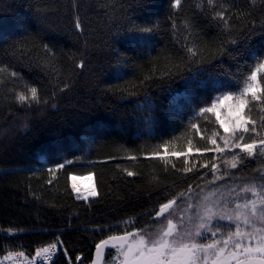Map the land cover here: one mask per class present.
I'll return each mask as SVG.
<instances>
[{
  "label": "trees",
  "instance_id": "1",
  "mask_svg": "<svg viewBox=\"0 0 264 264\" xmlns=\"http://www.w3.org/2000/svg\"><path fill=\"white\" fill-rule=\"evenodd\" d=\"M174 2L0 0V259L59 237L52 264H91L109 235L155 231L150 214L169 199L186 218L205 204L215 214L213 202L261 184L264 155L238 163L246 154L200 109L229 91L235 101L256 71L261 100L247 96L256 131L245 142L264 138V0ZM185 45H195L196 64ZM225 139L229 147L214 151ZM213 165L229 175L213 179ZM87 175L97 194L79 201L69 179ZM109 251L102 264L113 262Z\"/></svg>",
  "mask_w": 264,
  "mask_h": 264
},
{
  "label": "snow or ice",
  "instance_id": "2",
  "mask_svg": "<svg viewBox=\"0 0 264 264\" xmlns=\"http://www.w3.org/2000/svg\"><path fill=\"white\" fill-rule=\"evenodd\" d=\"M209 4L213 3V0H208ZM180 0H175L174 7H179ZM243 14V13H242ZM218 17L220 20L227 23L224 12L216 11L213 18ZM79 29L81 25L76 24ZM139 31L150 33L153 31L150 27L140 28ZM232 44H236L235 39L231 40ZM185 51L190 53L188 63L196 64L197 61L193 59L197 55L194 51L195 45H185ZM221 49H224V45H221ZM183 57L181 60L183 61ZM79 67H83L81 62ZM260 67H264V63H261ZM189 71H192L189 68ZM15 75V74H14ZM169 75H172L169 73ZM251 80H257V72L251 73ZM259 88L258 84H248L247 87L240 90L237 94L232 108L234 112L231 115V119L225 117L219 119L220 126L224 129L225 133H228L232 137L231 148L239 149L241 153H245L246 156H241L238 163H243L248 157H253L257 154L264 155V138L256 139L251 138L250 142H245L246 135L255 132V121L247 119V113L245 109L248 108L250 101L247 96L251 94L252 101L261 100V96L257 95L256 89ZM261 91H264L262 89ZM32 98L35 100L37 96L36 88H31ZM222 98H217V101H213L210 107L201 108L200 111L204 112H216L220 107V104L233 99V93L231 91L221 94ZM19 100L24 101L25 96L18 97ZM39 102V101H37ZM227 121V123H225ZM249 124L252 128H249ZM195 127V125H193ZM264 128V124L261 125ZM213 145H216V141H211ZM229 147V140H224V147L216 146L213 150L219 153H223L225 148ZM191 149V144H189ZM238 154L233 153L231 160L237 161ZM136 157H129V159H135ZM162 158V157H161ZM227 163V161H225ZM72 163V161H68ZM166 163V161H165ZM64 164H60L59 168H64ZM233 169L237 168V163H232ZM213 168V179H222L228 173H220L219 176L215 175L216 165ZM190 170V169H189ZM53 169H49L52 172ZM128 176H133L134 173L129 171ZM72 179V191L77 194V199L87 200L89 196H95L96 190L82 191L76 183V177ZM261 184L257 187L255 184L247 183L245 186L236 192V189H232V192H236L235 197L225 199L224 201L213 202V207H217L219 210L217 213H213L212 207L207 204L203 206L204 211H195L191 215L177 213L173 205H177V198L169 199L166 203H162L158 211L151 213L152 221L151 227L155 228V231H149L141 228L140 233L132 234L125 232L124 236L109 235L107 239H102L100 243L96 244L97 253L101 251L102 247L109 246V241L120 240V244H112L111 248L116 249V253L112 251L108 252L111 257L116 256L117 259L123 257V264H209L210 257L212 264H221V257L225 254L231 260H235L236 264H264V174H261ZM192 186L188 185V189L191 190ZM251 192L253 199H244L243 203L240 202L238 197L241 193ZM183 197V193L180 194ZM257 201L260 203V207H257ZM234 204V208H229ZM191 208L192 205H189ZM242 209V210H241ZM225 222V223H221ZM260 227H257V225ZM230 225H235L233 231ZM243 226V228H242ZM121 227L120 225L117 228ZM123 227L127 228V222L123 224ZM132 235L136 239L135 244L124 243L127 236ZM255 241V244H253ZM61 242L57 237L55 242L48 244L43 248L44 252H51L55 255L54 250ZM222 244V246H220ZM62 246V245H61ZM13 254L9 253L7 258H11ZM17 256H24V252H17ZM67 255V253H65ZM76 261L80 260L77 256ZM69 264H72L71 258H69Z\"/></svg>",
  "mask_w": 264,
  "mask_h": 264
},
{
  "label": "rangeland",
  "instance_id": "3",
  "mask_svg": "<svg viewBox=\"0 0 264 264\" xmlns=\"http://www.w3.org/2000/svg\"><path fill=\"white\" fill-rule=\"evenodd\" d=\"M257 76H258V72H257ZM253 83L256 84V81H252L251 78H250V82H249V84H253ZM234 103H235V101H234L233 99L230 100V101H226V102L220 104V107H219L218 110H217L216 112H214V113H215V114L218 116V118L221 119V120L224 119L225 117H228L229 119H231V115H232V113L234 112V109L232 108V105H234ZM225 123H227V121H225ZM87 176H88V175H87ZM91 176H92V175H91ZM72 177H73V176H72ZM75 177H77V176H75ZM85 177H86V176H83V177H77V178H85ZM70 179H71V177H70ZM70 179H69V184H70ZM92 180H93V187H94V189H95V186H94V178H93V176H92ZM84 181H85V179H84ZM76 183H77V186H78L81 190H83V187H82L83 185H82V183L79 182V181H76ZM85 184H89V182L86 181ZM70 186H71V185H70ZM70 188H71V187H70ZM85 190H91V188L88 187V188H86ZM71 191H72V188H71ZM72 193H73L74 197L76 198V197H77L76 193H74L73 191H72ZM95 196H96V195H95ZM95 196H89L87 200H85V199H77V198H76V199L79 200V201L87 202L89 199H93V198H95ZM134 234H136V233H134ZM8 235H10V236H14L15 234H14V233H9ZM136 239H138V236H136ZM136 239H134V237H133L132 235H129V236L126 237L124 243H132V244L134 245L135 242H136ZM120 243H121L120 240H117V241H109V246H111L112 244H120ZM109 246H107V247H102V249H101V251L99 252V254L97 253V249H95L94 256H93V261H92L91 264H102V260H103V258H104V253H105L106 249L109 248ZM55 250H56V249H55ZM115 251H116V249H115ZM231 262H232V260L229 259L227 256H222V257H221V264H230ZM111 264H123V257H120L119 259H117L116 256H114L113 262H112ZM210 264H212V262H211Z\"/></svg>",
  "mask_w": 264,
  "mask_h": 264
},
{
  "label": "built area",
  "instance_id": "4",
  "mask_svg": "<svg viewBox=\"0 0 264 264\" xmlns=\"http://www.w3.org/2000/svg\"><path fill=\"white\" fill-rule=\"evenodd\" d=\"M54 252L55 255L41 249L33 255L17 256L15 253L11 258L0 259V264H52L56 256V250Z\"/></svg>",
  "mask_w": 264,
  "mask_h": 264
},
{
  "label": "bare ground",
  "instance_id": "5",
  "mask_svg": "<svg viewBox=\"0 0 264 264\" xmlns=\"http://www.w3.org/2000/svg\"><path fill=\"white\" fill-rule=\"evenodd\" d=\"M84 179H85V181H84ZM76 181H79V182H81L82 183V187H83V190L82 191H86L85 189L86 188H88V187H90L91 189H93L94 187H93V180H92V176L91 175H88V176H86L85 178H77L76 177ZM86 181H88L89 182V184H85V182ZM72 179H70V185H72ZM71 187V186H70ZM72 188V187H71ZM77 195V194H76Z\"/></svg>",
  "mask_w": 264,
  "mask_h": 264
}]
</instances>
